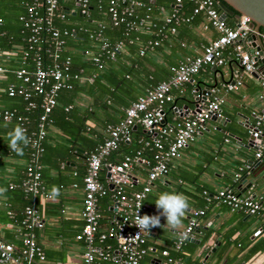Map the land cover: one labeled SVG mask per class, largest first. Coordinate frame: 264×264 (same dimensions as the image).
I'll list each match as a JSON object with an SVG mask.
<instances>
[{
	"label": "built area",
	"instance_id": "built-area-1",
	"mask_svg": "<svg viewBox=\"0 0 264 264\" xmlns=\"http://www.w3.org/2000/svg\"><path fill=\"white\" fill-rule=\"evenodd\" d=\"M156 0H95L96 9L107 15V20L96 19L92 14L90 0H31L25 3V13L19 16L24 27L29 30L27 42L29 48L36 51L31 69L20 67L14 70L15 77L21 82L18 88L10 85L8 95H22L27 101V109L39 107L36 128L29 134L30 159L19 186L25 196L31 198L24 207L20 220V245L16 246L0 237V264H35L45 259L42 247L35 239V228L42 226V219L35 207L34 199L44 193L41 181V164L38 162L43 151L42 142L46 136V126L51 122L50 113L57 104L58 92L72 88L74 81H84L87 78L78 72L71 71L70 56H63L67 47V37L75 35V31L87 34V39L95 47L93 51L82 50L96 69H102L106 59L114 58L126 48V43H138L137 53L145 56L158 48L168 46L173 36L177 34L180 23L190 22L193 15L202 14L204 19L199 23L202 30L211 28L216 36L209 37L202 45L199 53L186 55L183 59L169 67L170 76L158 81L154 86L138 96L125 109L124 116L117 122L105 127L103 140L86 154V169L82 178L83 203L81 210L82 225L76 235L82 240L84 250L81 264H94L100 257L108 260L109 254L101 243L114 238L118 241L119 256L123 264H140L141 259L149 250L147 231L136 226V216L147 213L146 196L153 182L167 174L169 162L179 158L182 149L191 142L204 128L212 117H221V106L225 102L215 87L206 88V92L198 96L193 109L181 111L180 122L169 125L164 121V107L173 102L175 95H182L187 84L195 82V76L205 67L223 65L228 56L234 55L239 62L234 79L226 82L224 89L235 90L242 81V74L255 73L256 65L264 58V30L255 32L249 26V19L243 15L235 18L234 25H228L226 18L221 19L222 10L217 7L216 0H188L192 3L191 14L184 15L183 0H171L169 6L158 5L156 11L152 7ZM105 3V4H104ZM144 9V14L138 16V10ZM78 14L94 27L88 28L79 22L72 21L67 15ZM2 19L0 18V23ZM57 22L68 23L66 27L57 26ZM123 26L124 31L135 35L128 40L111 41L104 30L107 26ZM145 39H140V35ZM257 37L260 44L250 48L253 39ZM181 46L184 43L180 42ZM48 59L45 60L42 55ZM25 57V56H24ZM23 57L21 63L25 64ZM6 69L0 66V74ZM262 93L264 95V73L258 74ZM38 97V101L32 99ZM68 109V107H66ZM15 114L10 110L0 111V117L9 121ZM264 109L254 114V122L250 127V135L254 139L264 138ZM141 125L148 133L147 138H140L141 147L132 154H124L116 162H107L112 152L118 149L120 143L132 141V130ZM255 156L264 160V150L255 142ZM151 151L146 155L144 150ZM140 164L146 168V178L139 189H133L134 176L132 168ZM106 169L108 181L112 185L115 199V209L120 218L114 226L106 231H99L98 199L107 193L106 186L101 182L100 172ZM239 173L235 176L238 178ZM13 185H10L12 187ZM131 188L129 191L127 189ZM217 200L228 206L230 210H241L260 219L259 231L264 233V203L262 201L241 197L230 186L219 189L207 200ZM10 213V212H9ZM204 214L202 208L192 210L191 216L174 242L175 249L194 237L195 229L199 227V217ZM176 259L168 258L165 264H177Z\"/></svg>",
	"mask_w": 264,
	"mask_h": 264
},
{
	"label": "crops",
	"instance_id": "crops-1",
	"mask_svg": "<svg viewBox=\"0 0 264 264\" xmlns=\"http://www.w3.org/2000/svg\"><path fill=\"white\" fill-rule=\"evenodd\" d=\"M3 5L0 4L1 7ZM196 32L203 38L211 37L209 30H202L200 25L197 26ZM197 43L199 45L190 44L185 55L174 53L170 47L163 46L147 54L144 62L149 68H153L154 64L168 65L166 62L169 60L174 62L181 59V56L199 53L203 43ZM259 44L258 38L255 37L250 48ZM237 69L239 62L234 55L228 56L226 62L216 69L205 66L195 76V82L187 84L185 92L182 95L176 94L173 102L164 107L167 124L177 125L181 111L195 107L200 90L215 87L225 97L221 106L225 120L217 122L209 119L195 138L182 149L180 157L169 162L167 174L153 182L146 199L147 215L159 214L155 201L162 192H192L200 187L212 197L219 189L230 186L239 196L264 203V160L255 156V142L264 150V138L261 141H249L254 114L261 113L264 109V95L259 97L262 88L258 76L264 72V63L258 64L255 73L242 74V83L237 89L225 90L223 85L234 79ZM182 96L186 99L178 101ZM81 102L87 104L86 98L83 97ZM87 122L90 126L94 125L91 121ZM141 133L148 136L143 127ZM135 137L136 135L132 136L133 140ZM48 139L54 148L61 146L65 156L55 155L49 164L45 163L42 167L41 181L44 193L34 199L42 226L36 227L34 232L37 243L44 251L45 259L42 262L36 261L35 264H81L85 243L78 240L76 235L82 225V178L86 169V154L89 151L71 147L67 135L54 126L49 128ZM82 142V146L87 147L86 143ZM51 153L54 154V151ZM124 154H128L124 149L115 150L106 161L116 162ZM26 164V159L21 156L8 155L4 156L0 164V188L6 190L0 194V237L14 244L16 248L20 245V220L27 205L19 186ZM237 173L240 174L238 178L235 176ZM132 174V188L139 189L145 181L146 168L136 164L132 168ZM100 179L108 190L97 203L100 214L99 231L104 232L115 225L120 213L114 206L116 197L108 181L106 169L101 170ZM53 187L58 188V195H53ZM185 196L189 200V210L182 224L173 230L166 225L165 218L161 217L162 226L152 227L147 231L149 250L140 264H165L169 254L175 250V240L195 208L205 209V215L198 218L199 227L193 237L200 240V243L196 244L190 240L183 243L179 250L180 258H176L177 264H264V233L259 231L258 216L246 214L241 210H230L227 205L213 198L202 201V198ZM205 231L209 232L207 238L203 237ZM103 243V248L109 254L106 263L123 264L119 256L118 241L108 238L101 244ZM102 261L104 260L96 258L94 264H100Z\"/></svg>",
	"mask_w": 264,
	"mask_h": 264
},
{
	"label": "trees",
	"instance_id": "trees-1",
	"mask_svg": "<svg viewBox=\"0 0 264 264\" xmlns=\"http://www.w3.org/2000/svg\"><path fill=\"white\" fill-rule=\"evenodd\" d=\"M30 1L31 0H0V4H4L3 7L0 6V18L2 19L0 23V66L6 69L5 72L0 74V111L10 110L15 114L14 118L9 121H5L0 117V164L4 156H21L17 155V153L9 148V137L7 133L15 126L20 125L26 129V134L29 136L36 128L37 117L41 110L39 107L27 109V101L23 99L22 95L16 94L10 96L7 91L10 85L15 88L21 85V82L14 75V70L20 67L31 69L34 64L33 58L36 55V51L29 48L27 42L29 30L24 27L23 23L19 20V16L25 13V5L23 6V3ZM90 1L93 6V16L96 19L108 21L107 15H103L101 11L99 12V10L96 9L95 0ZM170 2L171 0H156L155 5L152 7L156 11L158 5L168 7ZM217 7L220 8L219 5H217ZM191 8L192 3L188 0H183L182 12L184 15H190ZM230 9L232 10V8ZM232 11L233 14L227 15L226 17V23L231 26L234 25L235 18L240 15L236 10ZM144 12V9H140L136 13L140 16L143 15ZM68 18L72 21L79 22L85 27H94L90 22L83 19L78 14L67 15V19ZM203 19L204 16L202 14H197L192 16L190 22L180 23L177 28V34L173 36L168 47H170L174 53L185 55V53L187 54L190 44L194 43V45H199L197 42L206 43L208 38H203L196 32L197 26ZM56 24L59 27H66L68 25V23L64 22H57ZM211 30L213 29L211 28L209 30L211 37L216 36V32ZM261 30L264 29L261 28ZM75 33L74 36L70 35L67 37V47L63 50L62 55L70 56L72 61V72H78L87 79L84 81H74L72 88L62 89L58 92L57 104L50 113L51 122L46 126V136L42 142L43 151L38 160L41 164V175L43 165L45 163L49 164L51 158L55 155L65 156L63 154L64 149H62L61 146L55 148L51 146L48 139L50 126H54L63 131V133L67 135L68 140H70L71 147H77L79 149L85 148L88 151L93 150L100 143L101 138L104 137L106 125L121 119L124 116L125 109L131 102L136 100L138 96L143 94L147 88L154 86L160 80L168 79L170 76L169 67L184 57L181 56V59L174 62H171L173 60H169L166 62L167 64L169 63L168 65L154 64L153 68H149L144 62L147 55L139 56L137 53L138 43H126V48L122 52L118 53L114 58L106 59L102 69H96L87 56L82 53L84 49L93 51L95 47L87 39V34L85 32L75 31ZM104 35L111 41L122 39L128 42L135 33L131 31L125 32L124 27L121 25L116 27L107 26L104 30ZM139 38L141 40L145 39L142 34ZM181 41L184 43V46H181ZM39 55H42L44 59L46 58L41 52ZM23 57L25 58V64L21 63ZM45 60L48 59L46 58ZM83 97L86 98L87 104L81 102ZM32 99L38 101V97L36 96H33ZM179 99L186 98L182 96L178 98V101ZM66 107H68V109H66ZM87 121L93 122L94 125L90 126ZM164 121L167 123L166 115H164ZM141 130L142 126L137 124L136 128L132 130V136L136 135L135 139L133 140L132 138V141L129 143H120L118 149H124L128 154H132L136 149L140 148L141 143L139 139L147 138L141 133ZM82 141L86 143L87 147L82 146ZM53 151L54 154L51 153ZM30 152L28 146L24 147V154L21 157L26 159L27 164L30 159ZM144 153L149 156L151 151L145 149ZM62 157L60 156V158ZM24 175L25 174H23V177ZM21 191L22 195L26 198V204H29L31 198L25 196L22 189ZM182 191L185 195L194 199L202 198V201H206L207 197L211 195L202 187L196 188V190L192 192L187 190ZM149 194L150 192L147 194L146 199ZM203 210V215H205V209ZM197 229L198 228L195 229V232ZM208 236L209 232L205 231L203 237L207 238ZM100 245L103 247L104 243ZM179 250L180 249H175L171 252L169 258H180ZM221 252H219V254H221ZM100 264H107L106 260L100 262Z\"/></svg>",
	"mask_w": 264,
	"mask_h": 264
},
{
	"label": "clouds",
	"instance_id": "clouds-1",
	"mask_svg": "<svg viewBox=\"0 0 264 264\" xmlns=\"http://www.w3.org/2000/svg\"><path fill=\"white\" fill-rule=\"evenodd\" d=\"M9 137V148L17 153V155L24 154V147L30 143V138L26 134V129L20 125L15 126L11 131L7 133ZM6 190L0 188V194H3ZM53 195H58L59 190L56 187L52 189ZM155 205L159 210L158 215H143L136 216V226L144 231H150L152 227H161V217L166 220V225L170 229H177L185 218L189 210V200L183 194L179 192L164 191L159 194L155 201ZM181 238H186V234L180 233Z\"/></svg>",
	"mask_w": 264,
	"mask_h": 264
},
{
	"label": "water",
	"instance_id": "water-1",
	"mask_svg": "<svg viewBox=\"0 0 264 264\" xmlns=\"http://www.w3.org/2000/svg\"><path fill=\"white\" fill-rule=\"evenodd\" d=\"M216 1L218 2V5L222 10L221 19H225L227 15H232L233 14L232 10H236L240 15H243L249 19V26L255 32L261 30V28L264 29V0H216ZM229 7L232 8V10ZM260 63H264V58H261L258 61L256 67ZM212 68L216 69V67H212ZM206 88L200 90V94L203 95L206 92ZM196 99H198V97ZM211 119L217 122H223L225 120V117L224 116L218 118L212 117ZM133 128H135V126ZM257 140L258 139H254L251 135L249 136L250 142H254ZM259 141H261V139H259ZM190 241L196 244L200 243V240L194 238L191 239Z\"/></svg>",
	"mask_w": 264,
	"mask_h": 264
}]
</instances>
